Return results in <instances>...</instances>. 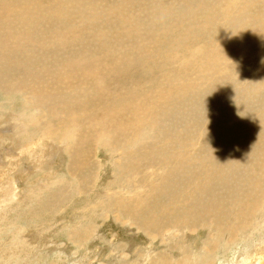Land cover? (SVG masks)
<instances>
[{
	"label": "rangeland",
	"instance_id": "rangeland-1",
	"mask_svg": "<svg viewBox=\"0 0 264 264\" xmlns=\"http://www.w3.org/2000/svg\"><path fill=\"white\" fill-rule=\"evenodd\" d=\"M233 2L0 0V264H264V0ZM204 160L223 210L167 215L147 181Z\"/></svg>",
	"mask_w": 264,
	"mask_h": 264
},
{
	"label": "bare ground",
	"instance_id": "bare-ground-1",
	"mask_svg": "<svg viewBox=\"0 0 264 264\" xmlns=\"http://www.w3.org/2000/svg\"><path fill=\"white\" fill-rule=\"evenodd\" d=\"M4 1V0H3ZM9 1V0H8ZM236 0H234L233 3H235ZM236 5L238 4V2L235 3ZM234 4V5H235ZM17 10V9H16ZM9 14V13H8ZM218 67V66H217ZM219 68V67H218ZM217 69V68H216ZM122 71V70H121ZM217 71L219 72L220 70L217 69ZM34 71L33 70H26V75H29L30 77L35 76V74H32ZM51 73V72H50ZM59 75V74H58ZM47 77V76H46ZM50 77V76H49ZM261 77V76H260ZM53 78V76H52ZM181 81V80H180ZM227 82V81H226ZM29 84V83H28ZM181 83L178 84L177 86V92H175V96L174 99H172V91H167V93L169 94L168 97H166V100L168 102V105L170 108L174 109L176 113H179L178 117H183L185 118L186 114L183 113V111L180 109L177 110L175 108H173V106H171L170 104L172 102H174L177 98L181 100L182 95L181 93L184 92L185 87H180ZM45 86V85H44ZM57 88V87H56ZM82 88V87H81ZM187 88V85H186ZM44 89V88H43ZM84 89V88H83ZM81 90V89H79ZM85 91V90H83ZM186 91V90H185ZM81 92V91H80ZM89 92V91H88ZM57 93V92H56ZM86 93V92H85ZM81 94V93H80ZM78 94V95H80ZM85 95V94H83ZM87 95V93H86ZM91 95V94H90ZM73 96V95H72ZM74 96H76L74 94ZM189 96V95H188ZM85 97V96H84ZM92 98V97H91ZM87 98H85L86 100ZM90 99V98H89ZM187 100V99H186ZM184 100V101H186ZM191 100V99H190ZM82 101V100H81ZM154 101V100H153ZM183 101V100H182ZM155 103V102H154ZM81 104V103H80ZM84 104V103H83ZM82 104V105H83ZM188 104V103H187ZM78 106V105H77ZM85 106V105H84ZM137 106V105H136ZM139 106V105H138ZM188 106V105H187ZM75 107V106H74ZM81 107V106H80ZM86 107V106H85ZM116 109H118L120 111L121 107L118 104H115ZM148 107V106H147ZM146 107V108H147ZM161 107V106H160ZM167 105L166 104H162V110H166ZM182 108V107H181ZM68 109V108H67ZM70 109V108H69ZM68 109V110H69ZM137 109V108H136ZM160 109V108H159ZM191 109V108H190ZM117 110V112H118ZM125 111V110H124ZM193 110H190V113L192 114ZM122 112V111H121ZM189 112V111H188ZM84 115V114H83ZM124 115L126 116V114L124 113ZM177 119V115L175 117ZM260 119V118H259ZM187 126V125H186ZM185 126V127H186ZM224 126V125H223ZM186 130H188L186 128ZM263 132V131H262ZM189 133V132H188ZM259 133V132H258ZM190 136H192L189 133ZM187 137V136H186ZM164 140V139H163ZM128 141V140H127ZM40 145V144H39ZM155 147V146H154ZM168 147V146H167ZM173 147V150H172ZM247 148V147H246ZM176 146L174 144H169V152L168 154H166L165 156H162L161 160L159 163L161 164H171V163H175V164H179L180 161L178 158H174L173 156V151L175 152ZM181 150L183 153H186L185 150H183V148L181 147ZM253 153V152H252ZM255 153V152H254ZM14 154V153H13ZM32 154V153H31ZM149 157L147 159H145L144 161H154L156 159V157L158 156L157 150L153 148L151 153H148ZM176 155V153H175ZM240 160L237 161L236 163L231 162L230 164L232 165H237L240 161H245L247 162V157L251 156L250 152L248 150H245V154L244 153H240ZM177 157V156H176ZM256 157V156H255ZM254 157V158H255ZM263 157V156H262ZM12 158V157H11ZM260 161V158H258ZM250 160V159H249ZM251 161V160H250ZM207 161H201L198 163V165L196 167L193 168L194 173H195V177L197 176H202L203 179L201 180V184H195L192 181V178H185L184 183L182 186L180 187H175L172 184V181L175 179L174 178V174L177 173L175 171V168L173 167H168L165 166L162 168V174L163 177L161 178V183L158 180V178H151L150 177V183L149 181H147L149 188L151 189L150 186H155V187H160L161 185L165 184V188L164 191L162 192V197L164 199V205L162 206L161 210L163 212H165L167 215H171V214H176L178 216H187V215H212V214H216L219 213V211L223 210L222 208L224 207V205H222L221 201H217L215 199H220L223 194H221V191H224L225 193L231 192L236 186H234L237 182V176H239V173L236 171V169L233 167H230L231 170H229V172L227 174H222L217 172L214 168L213 170L208 171L207 168L204 167L205 163ZM208 164L210 165V163L208 162ZM261 164V163H260ZM240 165V164H238ZM243 166V165H242ZM222 168H225V166H221ZM244 168V167H243ZM158 170V169H157ZM160 170V169H159ZM246 171V170H245ZM247 173V172H246ZM241 174V173H240ZM244 175V174H243ZM247 175V174H246ZM243 178V176H242ZM250 178V177H249ZM156 179V181H154ZM253 179V178H252ZM242 181V180H241ZM252 181V180H251ZM240 182V181H239ZM250 182V181H249ZM241 183V182H240ZM244 183V182H243ZM251 183V182H250ZM253 183V182H252ZM255 184V183H253ZM253 184L251 186H253ZM242 185V184H241ZM249 185V184H248ZM258 184H256L257 186ZM255 186V187H256ZM242 187V186H241ZM249 189V188H248ZM248 189L246 191H248ZM260 189V187L258 188ZM240 190V189H239ZM257 190V189H256ZM241 191V190H240ZM250 191V190H249ZM255 191V189H254ZM255 193V192H254ZM258 193V192H257ZM256 193V194H257ZM255 194V195H256ZM248 195V194H247ZM253 195V194H251ZM257 196V195H256ZM245 197V196H244ZM250 197V196H249ZM252 197V196H251ZM231 198V197H230ZM254 198V197H253ZM241 200V199H240ZM249 200V199H248ZM253 200V199H251ZM230 202V201H229ZM240 202V201H239ZM254 202V201H253ZM238 203V202H237ZM250 203V201H249ZM255 203V202H254ZM257 203V202H256ZM226 204V203H225ZM247 204V203H246ZM253 204V203H252ZM245 205V204H244ZM226 207V206H225ZM249 207V206H248ZM252 207V206H251ZM256 207V206H255ZM237 210V209H236ZM256 210V209H255ZM223 212V211H222ZM251 212V211H250ZM138 215V213H137ZM216 216V215H215ZM202 217V216H201ZM206 217V216H205ZM208 217V216H207ZM241 217V216H240ZM177 218V217H176ZM200 218V216H199ZM228 217H226L227 219ZM201 220V219H200ZM217 220V219H216ZM197 221V220H196ZM195 221V222H196ZM205 221V220H204ZM186 222V221H185ZM237 222V221H236ZM193 223V222H192ZM200 223V222H199ZM232 223V222H231ZM229 224V223H228ZM205 225V223H204ZM209 225V224H208ZM151 226V225H150ZM211 226V225H210ZM194 227V226H193ZM196 227V225H195ZM199 227V226H198ZM209 227V226H208ZM200 228V227H199ZM193 230V229H192ZM230 230V229H229ZM231 230L233 231V229L231 228ZM235 231V230H234ZM233 231V232H234ZM199 232V231H198ZM231 232V231H230ZM232 232V233H233ZM236 232V231H235ZM167 233V232H166ZM192 233V231H191ZM237 234V233H235ZM177 236V235H176ZM240 237V236H239ZM185 239V238H183ZM205 244V243H204ZM207 247V246H206ZM205 247V249H206ZM209 249V248H207ZM213 251V250H212ZM260 251V250H258ZM209 252V251H208ZM263 252V250H262ZM182 253V252H181ZM211 253V252H210ZM214 253V252H212ZM211 253V254H212ZM209 254V253H208ZM262 254V253H261ZM259 255L258 257L256 256L254 263L255 264H262V255ZM209 256V255H207ZM187 257V256H185ZM254 259V258H253ZM191 260V258H190ZM192 261V260H191ZM189 261V262H191ZM197 264V263H195ZM252 264V263H251Z\"/></svg>",
	"mask_w": 264,
	"mask_h": 264
}]
</instances>
